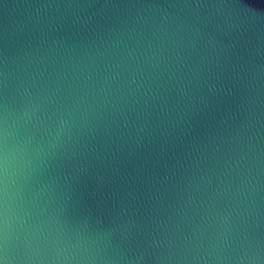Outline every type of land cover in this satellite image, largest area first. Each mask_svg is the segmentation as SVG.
Wrapping results in <instances>:
<instances>
[{"label": "water", "instance_id": "obj_1", "mask_svg": "<svg viewBox=\"0 0 264 264\" xmlns=\"http://www.w3.org/2000/svg\"><path fill=\"white\" fill-rule=\"evenodd\" d=\"M0 264H264V0H0Z\"/></svg>", "mask_w": 264, "mask_h": 264}]
</instances>
